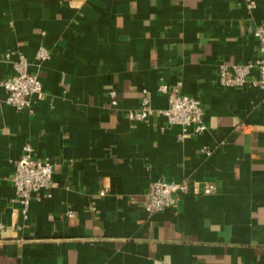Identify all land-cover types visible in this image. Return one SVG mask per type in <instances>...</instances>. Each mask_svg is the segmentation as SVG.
Masks as SVG:
<instances>
[{
    "label": "crops",
    "instance_id": "crops-1",
    "mask_svg": "<svg viewBox=\"0 0 264 264\" xmlns=\"http://www.w3.org/2000/svg\"><path fill=\"white\" fill-rule=\"evenodd\" d=\"M252 1L0 0V81L19 51L43 90L17 109L0 85V264H264V86L218 81L220 64L258 53ZM163 83L200 100L201 133L126 117L142 88L166 107ZM25 144L54 166L23 212L10 177ZM159 179L190 183L148 213Z\"/></svg>",
    "mask_w": 264,
    "mask_h": 264
},
{
    "label": "built area",
    "instance_id": "built-area-1",
    "mask_svg": "<svg viewBox=\"0 0 264 264\" xmlns=\"http://www.w3.org/2000/svg\"><path fill=\"white\" fill-rule=\"evenodd\" d=\"M249 9L255 7L252 0H247ZM249 31L258 41V53L253 60L244 63H222L218 68V81L224 86H241L249 83L252 86H264V22H258L249 27ZM49 57V51L39 46L35 52V59L40 62ZM3 60L9 63L11 73L0 85L5 89L4 101L17 109H30L34 96L43 95L42 84L35 73L29 71V62L19 51L8 50L2 55ZM257 69L259 79H250V70ZM158 90L167 93V106L154 108L146 88H142L138 107L126 112V117L133 120L149 119L153 116H162L169 124H178L182 127L181 136L196 135L205 129L203 122V108L200 100L192 95L170 91L166 84L158 85ZM110 104H117L116 91L108 90ZM209 153L208 149H203ZM53 163L48 159L36 158L28 144L23 146V152L15 163L11 181L15 187V200L21 204L22 211L28 208L33 193L48 189L52 185ZM190 181L153 180L148 184L143 206L148 213L160 211L175 203L178 194L185 191ZM215 189L210 181L202 182V191L209 193ZM105 189L99 191L100 195ZM72 215V211H68Z\"/></svg>",
    "mask_w": 264,
    "mask_h": 264
}]
</instances>
